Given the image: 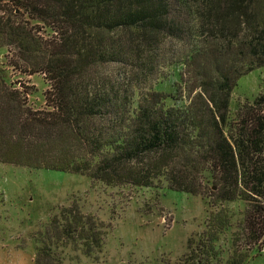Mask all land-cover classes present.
Listing matches in <instances>:
<instances>
[{
  "label": "trees",
  "instance_id": "trees-1",
  "mask_svg": "<svg viewBox=\"0 0 264 264\" xmlns=\"http://www.w3.org/2000/svg\"><path fill=\"white\" fill-rule=\"evenodd\" d=\"M8 2L0 47L11 46L22 73L41 74L47 88L43 108L32 110L31 88L0 74V164L112 187L163 183L204 196L210 208L239 200L245 207L223 264L264 253V94L228 118L236 81L264 68V0ZM19 13L49 37L10 20ZM173 64L181 65L174 94L153 91L161 68ZM229 219L225 209L208 213L198 241L187 244V264H220L215 243ZM100 227L74 203L60 209L34 264H57L49 248L63 242L94 254Z\"/></svg>",
  "mask_w": 264,
  "mask_h": 264
},
{
  "label": "rangeland",
  "instance_id": "rangeland-1",
  "mask_svg": "<svg viewBox=\"0 0 264 264\" xmlns=\"http://www.w3.org/2000/svg\"><path fill=\"white\" fill-rule=\"evenodd\" d=\"M0 6L8 13L12 10L8 0ZM9 18L25 25L36 37H49L48 29L21 13ZM170 46L176 44L168 43ZM14 52L11 46L0 47V74L13 87L22 83L31 88L25 91L26 105L32 110L42 109L47 84L39 73L23 74ZM180 71V64L161 68L152 90L174 94ZM261 94L264 68L252 70L236 81L228 99V118H233L244 101L251 102ZM136 99L135 96L133 105ZM164 103L174 104L170 99ZM72 203L82 215L101 224V244L90 256L64 242L51 246L49 252L57 264H187V244L192 247L198 241L208 213L220 208L230 216V226L215 243L223 264L230 255V238L239 231L245 207L236 200L210 208L204 196L170 191L163 183L152 187H112L91 184L89 178L77 174L0 164V264H34L45 228L60 209ZM243 264H264V253L249 251Z\"/></svg>",
  "mask_w": 264,
  "mask_h": 264
}]
</instances>
